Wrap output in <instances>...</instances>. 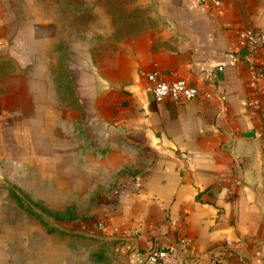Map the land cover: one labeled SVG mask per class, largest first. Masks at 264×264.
<instances>
[{"label": "crops", "instance_id": "0c3cea01", "mask_svg": "<svg viewBox=\"0 0 264 264\" xmlns=\"http://www.w3.org/2000/svg\"><path fill=\"white\" fill-rule=\"evenodd\" d=\"M144 2L160 25L120 40L58 0H0V264L174 243L178 264H264V46L255 92L239 35L264 0ZM150 74L199 96L156 103ZM12 187L49 217H5Z\"/></svg>", "mask_w": 264, "mask_h": 264}, {"label": "rangeland", "instance_id": "374dc122", "mask_svg": "<svg viewBox=\"0 0 264 264\" xmlns=\"http://www.w3.org/2000/svg\"><path fill=\"white\" fill-rule=\"evenodd\" d=\"M58 7L61 9L73 7V9L86 11V15L84 14L81 19L83 23L89 27L103 26L104 36H107L108 31L114 26V32H110L109 35L120 40L138 34L148 27L160 25L156 19L150 17L151 10L144 0H58ZM98 35L100 37V33ZM92 37L95 38L96 34L94 33ZM13 54L15 55L14 52ZM12 188L10 205L3 213L10 221L15 223L21 217L30 221H36L39 217L42 220L49 217L47 208L18 192L15 187ZM41 224L44 225V222ZM64 261V264H68L67 259Z\"/></svg>", "mask_w": 264, "mask_h": 264}, {"label": "built area", "instance_id": "2783aa9c", "mask_svg": "<svg viewBox=\"0 0 264 264\" xmlns=\"http://www.w3.org/2000/svg\"><path fill=\"white\" fill-rule=\"evenodd\" d=\"M239 35L245 41L241 58L249 70V84L255 92H258L261 74L256 65V57L259 48L264 46V31L246 29L241 31ZM148 82L151 96L156 103L189 101L199 96L198 89L182 79L165 81L155 74H150L148 75ZM248 105L253 109L259 108L255 102H249ZM179 245L180 243H174L166 248L151 249L146 259L150 264H178ZM218 259L219 254L213 253V262L217 263Z\"/></svg>", "mask_w": 264, "mask_h": 264}]
</instances>
